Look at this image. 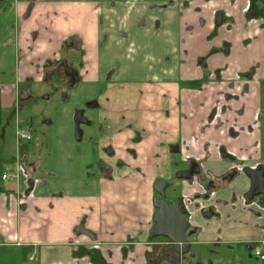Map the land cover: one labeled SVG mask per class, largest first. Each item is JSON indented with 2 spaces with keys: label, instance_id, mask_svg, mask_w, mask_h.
<instances>
[{
  "label": "crops",
  "instance_id": "obj_1",
  "mask_svg": "<svg viewBox=\"0 0 264 264\" xmlns=\"http://www.w3.org/2000/svg\"><path fill=\"white\" fill-rule=\"evenodd\" d=\"M25 1L10 7L13 19L22 17L29 45L18 54V77L36 72L32 65L40 70L71 34L83 39L90 65L58 107L60 124L47 150L39 136L33 151L0 150V164L12 169L6 179L1 174L0 264H164L165 246L150 235L153 185L170 178L173 164L191 159L215 177L225 174L236 166L221 157L220 146L244 158L224 136L255 124L264 28L243 11L247 0H34L31 7ZM4 89L0 84L1 95ZM249 91L252 124L240 118ZM9 93L14 99L13 88ZM95 97L89 109L96 128H87V140L94 138L96 158L89 166L88 143L77 151L74 115ZM15 105L0 107V121L2 111L12 117ZM41 122L54 123L49 116ZM95 130L100 135L90 136ZM176 143L180 152L171 164ZM237 168L227 186L204 200L217 214L196 216L204 240L234 243L264 234V210L241 202L251 180ZM197 185L179 179L174 188L191 195Z\"/></svg>",
  "mask_w": 264,
  "mask_h": 264
},
{
  "label": "flooded vegetation",
  "instance_id": "obj_2",
  "mask_svg": "<svg viewBox=\"0 0 264 264\" xmlns=\"http://www.w3.org/2000/svg\"><path fill=\"white\" fill-rule=\"evenodd\" d=\"M2 2H5V0H0V4ZM254 3H256L257 6H255ZM263 8H264V3L261 0H247L243 11L250 18L251 22L258 24V26L261 28H264V15L262 13ZM0 11H2V8L0 9ZM63 44H65L64 51L63 49H61ZM89 65H90L89 56H87V54L85 53V49L83 47V39H81L76 34L73 35L71 34L61 42L59 49L53 58H47L41 65H37V69L38 67L40 68V70L38 69V71H36L37 73H39L38 76H30L29 78H25L26 81L25 79H23L24 81L20 82L22 84L20 83L18 84L22 86H24L25 84L24 86L25 89H23L24 91H26L25 95L26 97L30 96L34 103L38 101V97H39L36 96L35 93L33 92L34 84L36 85L40 84L42 86L46 85L48 87L53 85L55 87L54 88L55 91L58 89L57 87L63 88L67 85V90H60V91L57 90V92L59 91V93H61V96L64 95L62 97L63 100L62 102H65L67 101L74 87L80 81H82V79L86 77L87 68L89 69ZM37 73H35V75ZM240 77L241 76L239 75L236 78H240ZM54 79L58 80L56 84H54ZM108 79L109 78H107V80ZM194 81H199V79H195ZM195 83H199V82H195ZM262 88H264V80L258 81L259 110L255 118L259 126L260 123L258 118L260 117V115L264 113V96H261ZM49 94L50 93L46 94L45 96H48ZM19 100L22 101L21 98H19ZM96 104H97V98L95 97L86 100L83 103L82 107L94 108ZM14 108L15 107H13L12 117L14 112L16 111V108L15 110ZM79 110L82 111V115L84 116L83 109L80 107L76 110V112ZM75 115H74V138L76 141H79L81 139V133L79 132L80 136L78 139L75 134ZM85 119L87 121L86 117ZM82 123H86V122H80V124ZM19 124L20 123H18V128L15 131L16 135L17 132H19V128H20ZM30 127L31 126H29V129ZM236 132L238 131H234L233 133L237 134ZM229 134L231 135L230 131ZM30 139L31 136L29 139H25V140H30ZM262 143H263V139L261 141V144ZM220 147H222L226 151V153L229 156H231L230 159H225L222 156L221 157L225 160L235 163L236 169L233 167L225 174L215 177L211 172L203 171L197 160L191 159V160H187L186 165L177 168L173 173H171V177L169 179H163V178L157 179V180L163 179L166 182L165 198L167 199L169 204H171L173 200L179 199L181 210L183 212L186 222L188 223V228L186 230V242L189 243V247L187 251L183 253L181 252L182 246L176 248L172 243V241L167 237L152 236L150 233L151 238H161L160 245L165 246V249L163 250L164 254L162 253V258H161V262L164 264H245V261L240 257L243 252L246 253L248 258L253 257L258 262L261 261L262 264H264V234H262L259 238H249L247 240L234 242V243H229L222 239L221 240L218 239L216 241H209V240H204L202 238V234H201L203 232L202 226L201 224L195 221V217L199 213H203V215L207 217H211L217 214L215 211L216 209L213 205H209L206 207L204 206V200H206L209 196L213 194L212 192L215 191L214 188L227 186L231 182V179L234 178L238 172L237 166L240 167V169L244 172L245 169H251L258 173L264 172V160L253 166L251 165L240 166L239 164L240 161L237 160L232 153L228 152L223 146ZM220 147H219V152H220ZM170 150H172L173 154L177 156L180 152L179 144L178 143L173 144ZM182 170H194V171L191 172L188 178L177 176V173ZM229 175H232L231 179H228ZM179 179L191 181V182H193V180L198 181V185H197L198 190L191 195L182 192L179 193V191L176 190V188H174L175 181ZM201 183L203 184V186H201ZM154 185H153V189H154ZM154 195L155 196L158 195L155 189H154ZM241 198H242L241 202L243 205L245 204L249 205L250 202H254L255 203L254 205L257 207L259 211L264 210V194L253 195L251 194V189L249 188L241 196ZM154 208L156 212L157 208L155 206ZM153 224L154 221L152 225ZM260 229H264V226L261 225ZM150 232H151V228H150ZM175 248L178 250H176ZM216 248L222 250L216 251ZM255 250H259L260 255H257L255 253ZM210 254H213L215 257L209 258ZM177 258L179 259L178 263H176ZM217 260L220 262L217 263L216 262Z\"/></svg>",
  "mask_w": 264,
  "mask_h": 264
},
{
  "label": "rangeland",
  "instance_id": "obj_3",
  "mask_svg": "<svg viewBox=\"0 0 264 264\" xmlns=\"http://www.w3.org/2000/svg\"><path fill=\"white\" fill-rule=\"evenodd\" d=\"M13 2L14 0H5V2H2L0 4V9L2 8V11H0V84L1 86L4 85L5 87L2 93L3 95L0 94V107L5 109L8 101L12 100L16 104L15 106H17L20 109L18 110V108L16 107L18 111L16 113L15 120H14V114L13 117H9L10 115L8 111L1 112L0 150H2L1 148L4 145L6 149L9 150L10 152L15 151L17 149L16 147H19L20 151H24L25 148H28L31 151H33L36 146L35 144L37 142L36 136H39L40 145L42 144L43 148L47 150L49 148L47 138L50 134V131L56 128L60 124V122L57 121L59 120V118L56 111L60 105L65 103L61 101L64 95L61 96V93H59V91L67 90V85L63 88L57 87L58 88L57 90H59L57 92V90L56 91L54 90L55 87L53 85L48 87L46 85L42 86L40 84L38 85L34 84L33 92L39 96L38 101L34 103L30 96L26 97L25 95L26 91L23 90L25 89L24 87L25 84L24 86H22L18 83L23 82L24 81L23 79L25 78H29L30 76H35V73L37 72H30L27 76H24L23 78L18 77V72H19L18 64L21 62V58L18 57V54L21 52V49L25 50L26 47H29V45L24 46V42L22 41L21 30L19 26L20 22L22 21V17H19L18 20L13 19V12L11 11L10 8ZM34 2H35L34 0H26L25 4L27 5V7H31L32 3ZM32 68L35 71H37L35 65H32ZM57 82L58 80L54 79V84H56ZM11 88H13V90L15 91L14 99L11 98L9 93ZM241 89L247 90L246 88H244V86H242ZM251 92L252 91L246 92L247 94H245V96H247L248 99L244 104V113L242 112L240 114V116H242L243 114L246 115L249 124H252L249 118L251 115V96L255 97V94ZM261 92H262L261 96H264V88H262ZM48 93L50 94L48 96H45ZM235 95H239V94L233 93L232 97ZM1 96L3 97V99ZM19 98H21V100L24 103L21 107H19L21 105ZM236 102L238 104L239 96H237ZM81 108L83 109V114L87 118V121L86 123L80 124L81 139L77 141V151L79 150L82 151L85 144L88 143L89 146V148L87 147L88 164L89 166H93L96 158V154L93 153L91 150V146L94 143V138L89 141L87 140V136H89L88 134L90 133L87 131V128L93 125L94 118L89 108L87 107H81ZM225 111L227 112V115H230V111H232V108H228ZM47 116L51 117L54 122L51 127L47 123L41 122L44 119H46ZM240 118L244 119L243 116ZM258 120L260 126L258 125L256 118H254L255 124L253 128H249V130H247L246 126H244L245 128L243 127V129H240L239 133L234 134L232 131H230L232 136H224L228 139L227 142L234 147V151H238L244 157L242 160H239L240 166L245 165L243 162H251L247 164L253 166L264 160V113L260 115ZM235 121L236 120H234L231 123L234 124ZM18 123H20L19 133L22 132L25 134H29L31 137L33 136L32 140H24L16 135L15 131L18 128ZM29 126H31L30 129ZM91 127H95V126H91ZM226 131L228 132V129ZM98 135H100V130L93 131L92 135L90 136H98ZM139 135L143 136V133H139ZM207 137L213 140L214 137H223V136H207ZM207 137L201 136L199 138L201 139V141H203V140H207L208 139ZM262 139H263V143L261 144ZM16 141L20 142V145L16 144L15 143ZM206 144L208 145L207 141ZM43 151L41 152V154L43 153ZM175 156H176L175 154H171V164H173L174 162L177 163V161L174 160ZM98 161H100L99 158ZM177 168L178 167L173 164L171 168V173H173ZM11 170H12L11 166H8L6 161L0 164V185H2L5 182V180L3 179L7 178L6 177L2 179L1 174L3 172H5L6 174H10ZM201 186H203L202 183ZM195 221L198 222L196 217H195ZM221 250L222 249L216 248V251H221ZM214 257L215 256L213 254L209 255V258H214ZM240 257L245 261V264H262L261 261L258 262L253 257L248 258L245 252H243ZM216 262L219 263L220 261L217 260Z\"/></svg>",
  "mask_w": 264,
  "mask_h": 264
},
{
  "label": "water",
  "instance_id": "obj_4",
  "mask_svg": "<svg viewBox=\"0 0 264 264\" xmlns=\"http://www.w3.org/2000/svg\"><path fill=\"white\" fill-rule=\"evenodd\" d=\"M261 1L264 3V0ZM262 13L264 15V8ZM80 122H86L81 110L77 111L75 115V134L78 139L80 136ZM192 171L194 170H182L177 173V176L188 178ZM245 173L251 180V194H264V172L258 173L251 169H245ZM231 177L232 175H229L228 179H231ZM165 187L166 182L163 179L157 180L154 185V189L158 195L153 198V204L157 210L154 214V224L151 227L150 233L152 236L167 237L172 241L176 248L182 246L181 252L183 253L187 251L189 247V243L186 242L188 223L181 210L179 199H175L169 204L165 198ZM178 262L179 259L177 258L176 263Z\"/></svg>",
  "mask_w": 264,
  "mask_h": 264
},
{
  "label": "built area",
  "instance_id": "obj_5",
  "mask_svg": "<svg viewBox=\"0 0 264 264\" xmlns=\"http://www.w3.org/2000/svg\"><path fill=\"white\" fill-rule=\"evenodd\" d=\"M17 136H19V138L21 139H29L30 138V135L29 134H25V133H22V132H17ZM7 177V174H2V178H6ZM255 253L257 255H260L259 253V250H255Z\"/></svg>",
  "mask_w": 264,
  "mask_h": 264
},
{
  "label": "trees",
  "instance_id": "obj_6",
  "mask_svg": "<svg viewBox=\"0 0 264 264\" xmlns=\"http://www.w3.org/2000/svg\"><path fill=\"white\" fill-rule=\"evenodd\" d=\"M67 43V42H66ZM65 43V44H66ZM65 44H63V46L61 47V49H63V51H64V45ZM195 82H198V81H193V82H191V83H195ZM199 86H200V84L197 86L198 88H199ZM61 101H63L62 99H61ZM220 153H221V156L223 157V158H225V159H230L231 158V156H229L227 153H226V151L222 148V147H220ZM24 165V164H23Z\"/></svg>",
  "mask_w": 264,
  "mask_h": 264
}]
</instances>
